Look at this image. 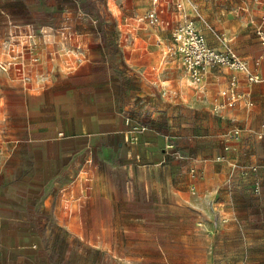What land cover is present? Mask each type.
Listing matches in <instances>:
<instances>
[{"label": "crops", "instance_id": "obj_1", "mask_svg": "<svg viewBox=\"0 0 264 264\" xmlns=\"http://www.w3.org/2000/svg\"><path fill=\"white\" fill-rule=\"evenodd\" d=\"M183 10L186 21L189 9L185 6ZM40 30L51 36L40 38L42 46L36 53L40 62L32 63L40 71L33 74L32 67L23 68L32 74L28 83L8 72L10 87L0 89V137L2 132L22 146L21 153L13 156L21 166L10 170L12 181L0 202V229H4L0 231V264H32L40 252L33 243L42 240L40 236L49 226L57 227L59 234L64 228L74 241L100 249L95 250L110 263L118 258L122 260H116L118 264H142L136 259L157 255V228L173 224L175 210H186L194 221L197 216L189 192L175 188L179 167L175 168L168 148L172 132L168 112L172 124L176 99L201 112H219L220 91L233 72L224 67L209 69L198 88L202 97L192 100V81L181 94L175 93L172 76L166 70L158 72L155 58L135 53L125 64L139 71L133 76L138 86L133 97L136 103L129 102L124 86L117 101L115 95L111 101L108 94L98 108L83 100V91L58 82L59 75L73 76L68 72L72 53L64 42L53 40L54 27L43 25ZM34 33L30 29L29 37ZM154 35L157 33L151 39ZM207 37L209 44L214 41L210 33ZM134 39L126 46L131 50L141 39V50L146 41L141 36ZM246 58L251 61L252 55ZM236 74L240 89L245 90L244 75ZM87 78L93 81L94 76ZM118 84H123L120 77ZM251 90L253 104L241 101L223 108L222 123L226 126L233 119L241 129V139L232 149H225L234 161L233 173L247 177L251 167L257 166L250 176L257 178L254 186L259 192L264 181V81ZM159 117L164 124H159ZM99 165L104 170L96 173ZM198 167L203 171L201 186L215 180L205 163ZM115 241L120 244H113ZM145 242H153V248H147ZM167 252L161 251L165 258Z\"/></svg>", "mask_w": 264, "mask_h": 264}, {"label": "rangeland", "instance_id": "obj_2", "mask_svg": "<svg viewBox=\"0 0 264 264\" xmlns=\"http://www.w3.org/2000/svg\"><path fill=\"white\" fill-rule=\"evenodd\" d=\"M185 6L190 13L188 19L195 22L206 38L207 33L214 38L210 42L212 47L226 42L255 71L261 70L264 58L261 65L257 60L264 56V45L252 22L260 11L256 0H159L156 5L153 0H0V89L10 87L8 72L11 76L16 73L18 79L28 83L30 80L26 77L31 79L32 74L23 68L32 67L33 74L40 71L41 67L37 69L32 63L40 62L33 58L42 46L40 38L49 34L40 30L47 25L55 28L51 30L56 33L53 40L64 42L73 57L68 71L73 76L59 78V75L58 82L83 91V100L93 102L94 107L100 108L108 94L111 101L112 95L117 101L118 91H123L124 86L128 88L129 102L136 103L133 97L138 86L133 76L139 71L125 64V59L135 53L155 58L158 72L166 70L173 78L174 92L181 94V89L190 87L191 81L182 64L177 38L178 29L185 23ZM153 8L159 17L156 25L147 17ZM30 29L36 32L31 38ZM154 33L157 35L151 39ZM12 36L14 42L8 48L6 40ZM135 36L146 41L141 50V39H137L135 46L132 44L131 50L126 46ZM31 39L37 44L30 42ZM246 55H252L251 61ZM90 75L94 76L93 81L87 78ZM119 77L122 86L118 84ZM194 84L195 88L190 87L192 100L200 95L198 88L202 83ZM159 119V124H164V119ZM223 119L222 109L201 112L177 99L174 101L172 124H169V112L167 122L172 131L168 148L173 153L175 168L179 167L175 188L189 192L191 202L197 207V216L194 221L186 210H175L174 223L157 228V255L136 261L142 264H264V181L257 192L254 186L257 178L250 176L256 170L251 167L250 174L243 178L233 173L234 161L225 150V136L236 126L233 119L223 125ZM1 135L0 202L12 181L10 170L21 166L13 156L22 151L20 141L8 139L2 132ZM200 162L211 169V177L215 178L202 186ZM102 170L101 165L95 167L96 173ZM0 231H4L3 227ZM59 233L57 227H45L40 236L42 240L33 243L40 252L31 260L32 264H118L116 260L122 261L116 258L115 263H110L97 251L100 249L74 241L64 228ZM145 245L153 248L154 243L145 242ZM162 249L168 251L167 258Z\"/></svg>", "mask_w": 264, "mask_h": 264}, {"label": "built area", "instance_id": "obj_3", "mask_svg": "<svg viewBox=\"0 0 264 264\" xmlns=\"http://www.w3.org/2000/svg\"><path fill=\"white\" fill-rule=\"evenodd\" d=\"M158 2L159 0H153L155 5L158 4ZM256 2L260 5V12L258 18H252V22L264 45V0H256ZM147 17L152 25L159 23L157 9L153 8L149 10ZM45 33H47V31ZM46 36L45 34L44 39ZM31 37H33V34H31ZM13 38L12 36L6 40L8 48H10L14 42ZM177 38L181 44L182 64L186 74L192 82L196 84L202 83L207 71L212 67H224L233 72L228 85L220 91L223 100L219 103L217 110L225 107H233L241 101H245L247 105L253 104L251 87L256 83L264 81V64L261 65L264 56L257 60V64L261 65V70L255 71L251 64L238 54L228 43L225 42L220 49L212 47L207 42L205 35L197 28L195 22L190 19L186 20L185 23L180 26L177 32ZM33 60L38 62L40 57L35 56ZM236 73H242L244 75L247 84L245 90L240 89L241 80ZM26 79L30 80L29 77H26ZM240 139L241 129L235 127L225 136V149H232V144L238 142ZM252 169L257 170L258 167L253 166ZM258 189L259 187L257 186L256 190ZM192 193H196L194 188H192Z\"/></svg>", "mask_w": 264, "mask_h": 264}]
</instances>
